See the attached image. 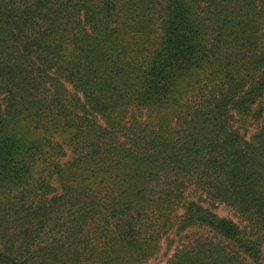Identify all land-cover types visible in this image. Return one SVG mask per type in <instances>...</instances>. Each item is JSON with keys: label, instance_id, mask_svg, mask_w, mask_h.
Masks as SVG:
<instances>
[{"label": "trees", "instance_id": "16d2710c", "mask_svg": "<svg viewBox=\"0 0 264 264\" xmlns=\"http://www.w3.org/2000/svg\"><path fill=\"white\" fill-rule=\"evenodd\" d=\"M170 237L264 264V0H0V264Z\"/></svg>", "mask_w": 264, "mask_h": 264}, {"label": "rangeland", "instance_id": "374dc122", "mask_svg": "<svg viewBox=\"0 0 264 264\" xmlns=\"http://www.w3.org/2000/svg\"><path fill=\"white\" fill-rule=\"evenodd\" d=\"M248 137L255 131L256 126L249 121L246 123ZM216 213L222 217L231 218L234 221H238V218L234 212L225 205H219L216 209ZM195 232V231H194ZM184 241L181 237H170L161 243L159 253L145 264H167L168 260L174 255L176 250L181 247Z\"/></svg>", "mask_w": 264, "mask_h": 264}]
</instances>
